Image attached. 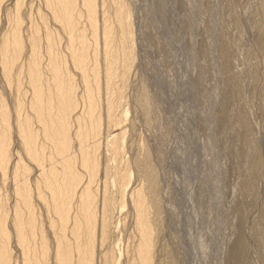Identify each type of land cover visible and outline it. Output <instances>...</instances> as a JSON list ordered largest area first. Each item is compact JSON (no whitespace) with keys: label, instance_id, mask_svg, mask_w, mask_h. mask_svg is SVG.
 Listing matches in <instances>:
<instances>
[{"label":"rangeland","instance_id":"374dc122","mask_svg":"<svg viewBox=\"0 0 264 264\" xmlns=\"http://www.w3.org/2000/svg\"><path fill=\"white\" fill-rule=\"evenodd\" d=\"M104 1V8L112 14V0ZM14 2L3 0L8 13L1 12L0 34L11 27ZM98 2L101 19L103 0ZM129 4L134 26V56L128 66L124 97L115 108L111 123L105 115L107 95L102 89L101 131L85 142L87 146L100 142L98 172L90 180L100 197L98 218L106 177L103 167L108 159L114 160H111L113 171L109 173L108 186L117 204L107 236L102 239L96 229L94 264H107L105 251L110 248L116 254L114 261L110 260L112 264H137L139 234L130 191L147 183L145 170L138 165L146 156L150 157L158 176L160 203L159 212L150 203L156 218L152 264H264V228L254 226L263 208L253 209L247 181L250 151L264 150V0H129ZM20 13L25 38L34 28L33 24H39L38 34L45 44L41 13L47 16L50 27L60 29L50 17L44 0H23ZM81 23L89 34L85 17H81ZM60 32L57 47L65 48L58 49L69 60L65 36ZM100 42L96 47L102 63ZM40 48L43 52L40 68L49 77L44 45ZM24 51L18 58V74L12 69L6 79L0 69V97L10 110L17 96L28 102L32 94L25 64L26 47ZM68 65L79 99L75 114L83 108V83L80 70L70 61ZM144 93L148 97L146 106L139 99ZM9 121L13 131L10 162L5 172L0 167V199L8 209L7 225H10L13 205L18 202L15 184L21 182L13 176L12 164L22 156L29 167L24 176L31 184L33 212L37 222H43L50 232L45 263L59 264L51 255L53 236L48 222L52 211L35 194L34 179L41 167L24 153L15 133L14 113ZM72 121L70 151L78 154L79 142L73 134L76 122L74 118ZM35 125L41 128L40 123ZM117 135L121 136L122 148L113 159L111 138ZM51 150L48 145L44 153ZM52 162L60 165L59 156L47 159L45 165H48L44 167L48 168ZM126 165L131 178L124 201L118 203V173ZM74 167L83 175L80 184L87 182L86 168L77 161ZM21 209L25 211L24 206ZM38 238L33 245L37 251L40 250ZM9 250L7 264L24 263L21 249L13 238L9 241Z\"/></svg>","mask_w":264,"mask_h":264},{"label":"bare ground","instance_id":"6f19581e","mask_svg":"<svg viewBox=\"0 0 264 264\" xmlns=\"http://www.w3.org/2000/svg\"><path fill=\"white\" fill-rule=\"evenodd\" d=\"M22 1L15 0L12 3L14 9L12 16L10 15L11 27L0 34V69L6 79L12 69H15L18 74L20 72L18 58L24 55L26 47L25 64L32 94L28 102L21 96H17L12 110L0 97V167L5 172L10 162L9 144L13 131L9 120L10 115L14 113L15 133L21 140L22 147L25 149L24 153L35 161L33 163L41 167L40 174L34 179V187L36 199L37 196L43 199L53 214L48 222L53 236L52 257L59 264H94L96 229L102 239L107 236L110 218L117 204L108 186L110 183L108 176L113 171L111 163L114 160L111 159V162L108 159L103 167L106 177L103 184L102 202H100L101 216L98 218V198L100 197L96 189L91 186L90 180L98 172L97 149L100 142L94 141L91 146H87L85 142L101 131L102 112L99 97L102 89L107 95L105 115L111 123L115 118V108L124 97L128 66L134 56L132 47L134 26L129 0H112L114 9L112 14L107 11L106 7L104 8L105 1L103 0L101 19L98 0H44L50 11V17L58 23L60 28L50 27L47 23V16L41 13L45 44H42L38 34L39 24H33L34 28L27 37L23 36L21 28L23 19L20 13ZM5 9L3 0H0V18L2 10ZM4 12L8 13L7 10ZM81 17L87 19L89 34L86 33V26L82 23L79 25ZM59 30L65 36L69 60L60 51L65 48L60 49L61 45L57 47V42L61 38ZM99 41L102 42V63H100L96 47ZM41 45H44V52L47 56L46 65L49 77L43 75L40 68V58L43 53ZM91 46H93L92 53ZM68 61L80 70L83 83L81 93L83 108L75 114L74 110L79 99L75 95L76 87L73 76L67 71ZM139 99L144 106L148 104V97L145 93ZM72 118L76 122L73 134L79 142L78 154H72L70 151ZM36 122L41 124L40 129L35 125ZM48 145L52 150L45 154L44 149ZM110 148H112L111 157L114 159L122 148L121 136L111 138ZM54 156H59L60 165L52 162L48 168H45L47 159L50 160ZM21 158L12 164L13 176L21 182L15 181L17 184L14 190L18 196V202H14L10 225H7L6 202L0 199V264H7L9 261V241L12 238L21 249L23 264H46L45 261L49 255L47 248L50 232L46 231L43 222H37V216L33 212L31 184L24 176L29 167ZM250 159V167H247L248 191L253 209L258 211V207L263 208L254 222V226L261 229L264 228V150H251ZM76 161L88 172L89 178L85 183L80 184L83 175L75 169ZM138 165L145 170L147 183L145 186L140 185L130 191L131 203L135 210V225L139 234L136 258L137 264H152L156 218L152 215L150 203L153 204L156 212L160 211L157 195L158 176L150 157L146 156L138 161ZM118 177L120 198L118 203H122L131 178L127 165L118 173ZM20 203L26 212L21 209L23 206ZM72 209H74L73 212ZM36 236L39 237V251L33 246ZM115 255L112 248L105 251L107 264L113 263L110 260L114 261Z\"/></svg>","mask_w":264,"mask_h":264}]
</instances>
